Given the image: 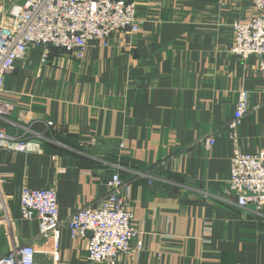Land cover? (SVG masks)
Wrapping results in <instances>:
<instances>
[{
  "label": "crops",
  "instance_id": "crops-1",
  "mask_svg": "<svg viewBox=\"0 0 264 264\" xmlns=\"http://www.w3.org/2000/svg\"><path fill=\"white\" fill-rule=\"evenodd\" d=\"M130 1L145 20L139 34L93 41L82 59L51 49L46 65L32 48L6 77L9 121L54 126L42 153L1 156L11 224L0 214V258L36 241L38 264H111L91 262L87 242L67 229L39 239L38 222L21 220L19 197L25 186L55 189L65 221L97 205L117 173L131 186L126 204L144 246L114 264H264V214L225 192L234 151L226 124L241 90L252 111L239 149L264 150L260 58L244 64L231 53L233 24L254 16L252 0Z\"/></svg>",
  "mask_w": 264,
  "mask_h": 264
},
{
  "label": "built area",
  "instance_id": "built-area-1",
  "mask_svg": "<svg viewBox=\"0 0 264 264\" xmlns=\"http://www.w3.org/2000/svg\"><path fill=\"white\" fill-rule=\"evenodd\" d=\"M252 3L254 16L248 22L233 24L231 53L244 64L253 57L260 58L259 70L264 73V0H252ZM0 17V159L3 154L42 153L44 144L50 140L53 122L20 119L12 123L9 118L16 107L3 100L6 77L14 73L18 62L25 60L32 48L42 50L44 65L49 63L51 49L76 54L82 59L91 42H104L116 34L137 35L145 23L130 0H8L7 8L0 6ZM250 98L249 91L239 92L236 110L226 124L234 151L225 192L236 198L239 207L262 215L264 150L245 154L239 149L238 130L252 111ZM215 144L214 135L205 141L208 149ZM9 176L1 170L0 160V214L10 230V200L6 195ZM130 189L120 174H113L107 195L97 205L81 207L62 221L55 189L25 186L19 197L21 220L38 222L39 239L54 237L67 229L73 239L87 242L91 262L114 264L124 255L139 254L144 246L134 224L135 217L126 204ZM35 243L13 246L0 258V264H38Z\"/></svg>",
  "mask_w": 264,
  "mask_h": 264
}]
</instances>
